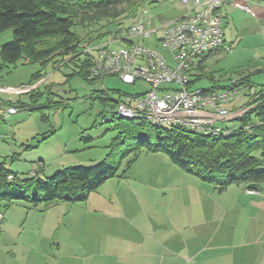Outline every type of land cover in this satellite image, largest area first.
I'll use <instances>...</instances> for the list:
<instances>
[{
    "label": "rangeland",
    "instance_id": "374dc122",
    "mask_svg": "<svg viewBox=\"0 0 264 264\" xmlns=\"http://www.w3.org/2000/svg\"><path fill=\"white\" fill-rule=\"evenodd\" d=\"M174 1L176 0H142L141 6L147 9V14L152 17L155 26H159L160 21H157L155 16L161 15L164 20H169L176 15L172 7ZM259 4L264 7V2ZM135 11L113 23L101 21L100 24L104 28L91 34V37L95 38L98 34L109 31L111 34L103 37L101 41H96V44L111 42L118 35H115V31L131 24ZM221 11L224 16L222 20L224 47L216 54L208 56L204 64L206 76L210 75L214 82L208 77H203L193 87L205 90L215 86L223 88L228 86L231 80L244 75H249L254 86L264 85V18L232 6H224ZM79 32L84 34L83 29ZM10 39L11 30L3 31L0 34V45ZM155 39L156 37L152 36L150 39L140 41V44L156 47L168 57V53L156 45ZM110 46L114 47L113 44ZM38 69V65L29 64L0 72V87L6 92L11 90V93L0 92V103L13 99L16 94L21 97L25 93L35 92L37 88L35 84L38 82L32 85L28 83ZM45 72V83L50 85L49 97L57 102V106L48 110L21 108L16 114L0 119V161L4 160L6 167L19 177H27L35 172L49 176L63 167L89 166L101 161L108 153L107 146L117 134L115 125L119 122L113 119L116 116L114 99L117 96L103 99L96 96L97 91L135 95L148 89L142 82L125 85L117 77L110 76L90 84L80 77L66 76L70 74V69L66 67L56 71L47 68ZM193 72L200 75V72ZM248 91L246 87L236 90L233 101L227 105L234 108L230 112L235 115L224 124L231 125L234 119L244 114L246 109H242V105L247 100L245 95ZM46 96L48 97V91L45 92L44 98ZM9 104L6 107H13L15 102L9 101ZM43 116L47 119H43ZM80 136L88 141H81ZM143 155L118 177L128 176L132 168L140 165L142 171L147 168H162V161L158 162V158L155 160L158 163L153 164L148 158H143ZM129 158L118 159L121 169ZM113 178L104 181L100 186L103 190L97 189L91 197L100 199V196L106 195L104 192H107L109 187H115ZM262 194L255 191L252 197H262ZM89 201L91 200L76 203L59 201L48 205L41 204L36 208L21 201H14L7 206L0 204L3 223L6 225L2 233L0 230V259L3 257V261L6 260L9 264L70 263L68 257L60 255L65 252L64 246L58 244L57 247V242H61L65 235L69 238L72 236L75 242L79 239L74 237L75 233L72 231L74 226H77L78 234L80 233L82 221L89 216L86 212L87 205L92 204ZM91 214L90 218L94 220L95 214L93 212ZM261 219L263 221L264 217ZM75 222L77 225H70ZM68 251L72 252V247ZM53 257L55 259L50 260Z\"/></svg>",
    "mask_w": 264,
    "mask_h": 264
},
{
    "label": "trees",
    "instance_id": "16d2710c",
    "mask_svg": "<svg viewBox=\"0 0 264 264\" xmlns=\"http://www.w3.org/2000/svg\"><path fill=\"white\" fill-rule=\"evenodd\" d=\"M141 2L0 0V34L11 30V39L0 45V70H13L19 65H38L39 69L28 83L32 85L46 77L47 68L56 71L66 67L70 69V74L66 76L80 77L94 84L101 78H90L91 63L84 50L111 33L104 32L95 38L91 34L104 28L101 21L113 23L136 10L134 17ZM78 28L83 29L84 34ZM90 28L93 29L87 30ZM119 30L114 34L117 35ZM206 57L194 69L200 75L192 74L191 84L203 77L214 82L210 75L205 74ZM245 87L249 91L242 109L246 110L234 119L230 127H226L225 134L203 135L180 127L162 128L141 119L123 121L116 113L113 119L119 122L115 125L117 134L107 146V155L95 164L63 167L49 176L33 173L19 177L6 167L4 160L0 161V204L7 206L21 201L36 208L59 201L84 202L104 181L123 175L140 155L157 152L167 155L184 172L211 184L219 192L232 185H241L248 191L264 193V85L254 86L249 75H244L231 80L226 87L211 89L238 90ZM49 88L47 85L44 91L36 89L35 92L25 93L28 102L17 101L13 107L18 111L21 108L48 110L57 106V102L49 97ZM46 91L48 97L44 98ZM121 95L105 91L96 93L103 99L117 96L115 105ZM9 105V101L0 103V106ZM43 119L46 117L43 116ZM80 140L88 141L83 136ZM127 157L130 158L121 169L118 159Z\"/></svg>",
    "mask_w": 264,
    "mask_h": 264
},
{
    "label": "crops",
    "instance_id": "0c3cea01",
    "mask_svg": "<svg viewBox=\"0 0 264 264\" xmlns=\"http://www.w3.org/2000/svg\"><path fill=\"white\" fill-rule=\"evenodd\" d=\"M263 2H254V12L260 18H264V7L259 4ZM172 7L174 17L164 20L158 15L155 19L160 23L174 21L189 8L180 0L172 2ZM45 82L44 78L33 84L44 91L50 86ZM0 92L6 91L0 87ZM15 96L8 101L28 102L26 94ZM142 157L153 164L162 161V168L142 171V166H137L128 176L113 178L115 187L106 189L100 199L91 197L93 192L89 194L87 200L92 204L85 203L89 216L82 221L79 234L77 226L72 231L79 239L75 242L65 235L57 242V247L64 246L60 255L70 259L67 264H264L263 192L262 197H252L241 185L219 192L184 172L163 153H145ZM3 219L1 233L6 228ZM70 246L72 252L68 251ZM75 260L78 262H71ZM0 264L9 263L1 257Z\"/></svg>",
    "mask_w": 264,
    "mask_h": 264
},
{
    "label": "built area",
    "instance_id": "2783aa9c",
    "mask_svg": "<svg viewBox=\"0 0 264 264\" xmlns=\"http://www.w3.org/2000/svg\"><path fill=\"white\" fill-rule=\"evenodd\" d=\"M180 1L189 8L177 20L152 27V17L141 6L115 39L88 46L84 52L91 63L90 78L110 76L125 85L142 82L148 86L144 93L121 95L116 113L123 119H141L154 126L180 127L203 135L225 134L227 126L219 122L226 123L235 115L227 105L236 90L193 87L192 74L206 55L224 46L221 9L232 6L254 14V1ZM152 36L168 57L156 47L140 44ZM16 113L15 107L0 106L1 119ZM2 219L0 212V222Z\"/></svg>",
    "mask_w": 264,
    "mask_h": 264
}]
</instances>
